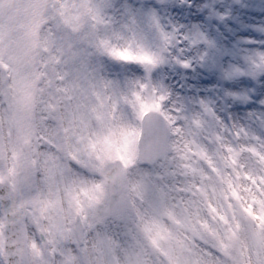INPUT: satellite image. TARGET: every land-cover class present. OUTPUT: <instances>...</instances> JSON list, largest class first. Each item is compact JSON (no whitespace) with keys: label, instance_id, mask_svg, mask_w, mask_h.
I'll return each mask as SVG.
<instances>
[{"label":"clouds","instance_id":"clouds-1","mask_svg":"<svg viewBox=\"0 0 264 264\" xmlns=\"http://www.w3.org/2000/svg\"><path fill=\"white\" fill-rule=\"evenodd\" d=\"M0 264H264V0H0Z\"/></svg>","mask_w":264,"mask_h":264}]
</instances>
